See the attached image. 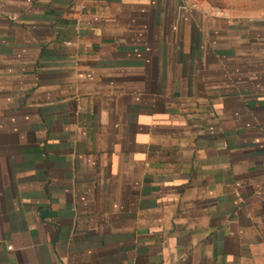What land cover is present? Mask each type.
Segmentation results:
<instances>
[{
    "label": "crops",
    "instance_id": "crops-1",
    "mask_svg": "<svg viewBox=\"0 0 264 264\" xmlns=\"http://www.w3.org/2000/svg\"><path fill=\"white\" fill-rule=\"evenodd\" d=\"M190 1L0 0V264H264V14Z\"/></svg>",
    "mask_w": 264,
    "mask_h": 264
},
{
    "label": "rangeland",
    "instance_id": "rangeland-1",
    "mask_svg": "<svg viewBox=\"0 0 264 264\" xmlns=\"http://www.w3.org/2000/svg\"><path fill=\"white\" fill-rule=\"evenodd\" d=\"M205 4L232 11L238 16L264 14V0H203Z\"/></svg>",
    "mask_w": 264,
    "mask_h": 264
},
{
    "label": "built area",
    "instance_id": "built-area-1",
    "mask_svg": "<svg viewBox=\"0 0 264 264\" xmlns=\"http://www.w3.org/2000/svg\"><path fill=\"white\" fill-rule=\"evenodd\" d=\"M181 1V10H185L189 7H192L194 4L190 0H180Z\"/></svg>",
    "mask_w": 264,
    "mask_h": 264
}]
</instances>
